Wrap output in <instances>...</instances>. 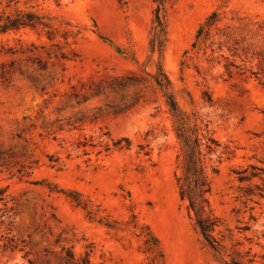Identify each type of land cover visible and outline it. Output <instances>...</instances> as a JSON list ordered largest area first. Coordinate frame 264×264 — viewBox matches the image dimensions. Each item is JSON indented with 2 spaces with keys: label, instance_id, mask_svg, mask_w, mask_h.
I'll return each instance as SVG.
<instances>
[{
  "label": "rangeland",
  "instance_id": "1",
  "mask_svg": "<svg viewBox=\"0 0 264 264\" xmlns=\"http://www.w3.org/2000/svg\"><path fill=\"white\" fill-rule=\"evenodd\" d=\"M18 10L0 264H264V0H0Z\"/></svg>",
  "mask_w": 264,
  "mask_h": 264
},
{
  "label": "trees",
  "instance_id": "2",
  "mask_svg": "<svg viewBox=\"0 0 264 264\" xmlns=\"http://www.w3.org/2000/svg\"><path fill=\"white\" fill-rule=\"evenodd\" d=\"M3 1L7 2V5H11L12 3H17L19 0H1V3ZM34 13L32 12H23L18 10L15 15H6L0 16V32H6L9 30H17L25 26H34ZM199 223L200 220H199ZM202 226V224H201ZM203 230L205 231L204 226Z\"/></svg>",
  "mask_w": 264,
  "mask_h": 264
}]
</instances>
